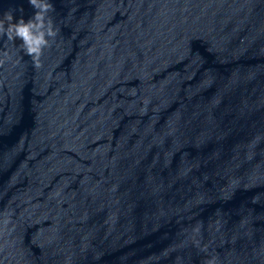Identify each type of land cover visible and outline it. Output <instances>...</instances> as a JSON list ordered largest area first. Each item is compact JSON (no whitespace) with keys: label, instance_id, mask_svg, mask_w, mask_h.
I'll return each mask as SVG.
<instances>
[{"label":"water","instance_id":"1","mask_svg":"<svg viewBox=\"0 0 264 264\" xmlns=\"http://www.w3.org/2000/svg\"><path fill=\"white\" fill-rule=\"evenodd\" d=\"M50 2L39 67L0 38V264H264V0Z\"/></svg>","mask_w":264,"mask_h":264},{"label":"clouds","instance_id":"2","mask_svg":"<svg viewBox=\"0 0 264 264\" xmlns=\"http://www.w3.org/2000/svg\"><path fill=\"white\" fill-rule=\"evenodd\" d=\"M30 6L35 10V14L27 22L23 18L13 23V12L5 13L4 20H0V38L6 36L7 41L14 42L16 39L22 41L19 49L22 50L39 67V60L44 54V50L51 48L59 34V29L49 15L55 12V8L50 0H28ZM23 13V7L17 9ZM5 21L7 23H5ZM7 25V27H6ZM4 58L0 59V66L8 61L9 53L0 52ZM9 221H5L7 224ZM209 264H213L209 261Z\"/></svg>","mask_w":264,"mask_h":264}]
</instances>
